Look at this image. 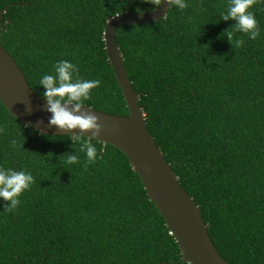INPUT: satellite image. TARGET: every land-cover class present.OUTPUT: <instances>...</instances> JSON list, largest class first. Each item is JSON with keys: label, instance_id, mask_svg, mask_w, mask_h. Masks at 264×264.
I'll list each match as a JSON object with an SVG mask.
<instances>
[{"label": "trees", "instance_id": "obj_1", "mask_svg": "<svg viewBox=\"0 0 264 264\" xmlns=\"http://www.w3.org/2000/svg\"><path fill=\"white\" fill-rule=\"evenodd\" d=\"M153 22L120 25L113 40L144 127L196 205L209 242L228 264H264V0L249 11L256 40L222 20L229 0H184ZM0 47L43 99L39 81L67 60L100 80L84 106L126 115L105 59L104 22L147 12L143 0H0ZM74 74V78H75ZM69 135L31 131L0 104V169L34 183L5 210L0 264H187L123 154L91 139L97 159ZM79 158L67 164L68 155Z\"/></svg>", "mask_w": 264, "mask_h": 264}, {"label": "water", "instance_id": "obj_2", "mask_svg": "<svg viewBox=\"0 0 264 264\" xmlns=\"http://www.w3.org/2000/svg\"><path fill=\"white\" fill-rule=\"evenodd\" d=\"M9 6L0 8V15ZM168 5L162 3L147 12H123L107 19L102 27L101 39L105 59L113 74L124 103L126 115L108 114L84 106L99 117L102 132L91 138L102 145L108 144L126 158L131 171L138 177L141 187L163 220L180 255L187 264H228L223 261L209 242L205 225L196 205L178 185L167 163L148 135L137 96L129 85L113 40V31L120 25L144 24L162 17ZM0 104L7 114L31 131L60 135L55 126H49L51 113L47 102L37 96L26 84L12 58L0 47ZM78 134L79 130H72ZM91 133H84L89 138Z\"/></svg>", "mask_w": 264, "mask_h": 264}, {"label": "clouds", "instance_id": "obj_3", "mask_svg": "<svg viewBox=\"0 0 264 264\" xmlns=\"http://www.w3.org/2000/svg\"><path fill=\"white\" fill-rule=\"evenodd\" d=\"M157 8L162 4L176 6L183 10L188 7L184 0H143ZM257 0H229L227 13L222 20H232L235 23L225 30V36L232 47L239 48L245 41L236 39L233 43L234 33L246 34L250 40H256L260 35V28L255 16L249 9ZM79 69L67 60H61L55 65V75H44L39 83L43 86V99L47 102V111L51 113L49 126H55L62 135H69L74 141H81L84 133H91L89 140L83 141L80 151L86 152L84 167L93 164L97 159V149L91 143V138H97L103 128L99 117L91 111H82L84 101L90 99L93 89L100 86V80H81L78 76ZM74 74L75 78H74ZM79 130L76 134L72 130ZM77 155H68L66 163H79ZM34 183V178L25 171L0 169V199L6 202L5 210L14 211L20 204L19 197Z\"/></svg>", "mask_w": 264, "mask_h": 264}]
</instances>
